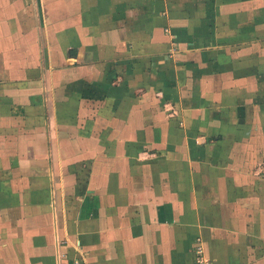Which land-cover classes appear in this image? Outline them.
<instances>
[{
  "label": "crops",
  "instance_id": "obj_1",
  "mask_svg": "<svg viewBox=\"0 0 264 264\" xmlns=\"http://www.w3.org/2000/svg\"><path fill=\"white\" fill-rule=\"evenodd\" d=\"M264 264V0H0V264Z\"/></svg>",
  "mask_w": 264,
  "mask_h": 264
},
{
  "label": "built area",
  "instance_id": "obj_2",
  "mask_svg": "<svg viewBox=\"0 0 264 264\" xmlns=\"http://www.w3.org/2000/svg\"><path fill=\"white\" fill-rule=\"evenodd\" d=\"M67 264H86L81 258H76ZM196 264H213L211 259L205 255L204 248L199 243L196 247Z\"/></svg>",
  "mask_w": 264,
  "mask_h": 264
}]
</instances>
